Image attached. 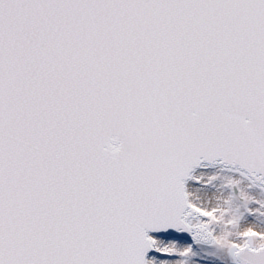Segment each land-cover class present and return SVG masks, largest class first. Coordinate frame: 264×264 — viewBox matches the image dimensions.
Returning a JSON list of instances; mask_svg holds the SVG:
<instances>
[{
    "label": "snow or ice",
    "instance_id": "6c2138e0",
    "mask_svg": "<svg viewBox=\"0 0 264 264\" xmlns=\"http://www.w3.org/2000/svg\"><path fill=\"white\" fill-rule=\"evenodd\" d=\"M0 264H264V0H0Z\"/></svg>",
    "mask_w": 264,
    "mask_h": 264
}]
</instances>
